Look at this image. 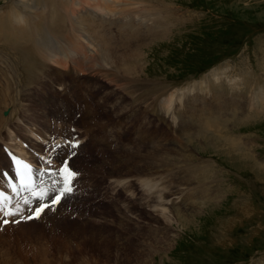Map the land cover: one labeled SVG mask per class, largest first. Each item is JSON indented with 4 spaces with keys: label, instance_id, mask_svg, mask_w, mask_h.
Segmentation results:
<instances>
[{
    "label": "rangeland",
    "instance_id": "374dc122",
    "mask_svg": "<svg viewBox=\"0 0 264 264\" xmlns=\"http://www.w3.org/2000/svg\"><path fill=\"white\" fill-rule=\"evenodd\" d=\"M20 1L0 0V14L11 12L17 6L16 2ZM33 1L37 2L39 7L41 6V0ZM168 2L173 7V13L176 12V16L173 18H177L172 21L168 19L167 23H171L167 25V29L162 30L163 32L154 39L139 43L141 50L131 49L130 56L140 66H143L141 69L144 72L139 75L140 78L148 79L153 84L156 83L157 88H159L158 83L168 86L169 94L175 95L177 108L165 113L157 104V100L153 99L154 96H151V92L149 90L146 92V89L138 90L140 93L132 89L126 91L125 88L122 90L105 77L96 78L87 75L88 77L80 76L75 79L68 74H61L57 70L56 72L46 71L45 68L42 72L45 73V77L42 76L43 74H34L31 76V81L35 84L30 85L32 88L28 86L23 89L25 84L22 64L18 60L13 62L14 56L4 54L10 49L6 45V50H4L0 43L2 47L0 50L2 52L4 50V53H1L4 56L0 54L4 58L0 57V83L4 89L6 86L4 78L9 75L12 80L14 78L11 76L18 75L17 77L21 78L17 80L16 77L15 80L22 81L23 86L12 88V92L9 94L16 96L18 91H24V93L21 92L23 95H20L21 102H18V104L21 103V107H19L21 114L18 115V118L16 116L17 119L3 123L7 121V118H10L12 108H8V106H13L11 102L13 99L8 98L4 102L5 104L1 103L0 138L9 142L8 140L13 139L16 134L21 138H24L25 134L30 136L24 126L30 127L35 133H45L48 136L49 132L52 133L55 130L53 128L55 126L54 118L58 117L61 120L60 114H64L65 124L71 123L73 119L71 111L76 109V107L74 108L76 95H84L80 99L82 103L86 104L85 111L87 113L84 116L85 119L82 118L83 127L81 124L79 126L91 134L93 140L95 139L93 142L98 144L97 149L102 146L105 148H101V154L96 159L94 158L95 160L92 159V156V160L84 156V158H77L78 160L76 159L74 164L76 169L109 175L110 173L105 172V168L101 169L102 171L96 169L97 166H102L105 163V167L109 171L113 169L115 182L119 175H126L140 168L137 160L131 154H122V158H120L116 152H112L117 149L118 145L128 146V151L140 148L142 142H152L150 146H153L154 149L167 148L170 154L168 177L166 176L169 198L170 200L174 199V207L177 206L176 209L180 210L172 212H181L183 215L176 220L172 214L173 219L169 222H162L157 218L154 220L144 218L138 228H134V225L120 228V225H117L120 229L117 228L113 231L112 236L115 237L122 231V239L126 240L124 242L121 239L118 243L113 240L100 241L98 237L100 233L105 236L111 235L110 229L113 225L109 226V222L104 225L105 229L97 228L94 225L91 227L92 224L87 226L90 220H93L89 218L85 220L86 228H83L82 221L79 220L77 214L67 215V213L57 211V213L51 212L43 220L36 221L34 224L31 221L24 225H22L23 223L12 224L4 228V231H0V264H41L44 262H41L43 259L51 262L50 264H264V111L255 120L237 123L238 125L234 128L236 133L234 137L231 135L230 138L226 134L217 135V138L224 139L228 143L232 138H237V140L240 138V145L241 143L244 145L246 141L247 147L251 151V154L247 153L249 157L251 156L249 162L242 157H231L230 152H227L226 149H215V146L198 138V130L205 127L202 122L208 120L211 111H213L211 95L207 90L208 80L214 81L218 71L226 72V76L223 75L220 82L228 81V78H231L233 84L235 79V81H240V77L250 67H253V70L257 72L255 73L258 74L259 89L264 86V72L261 69L258 70V64L261 65L262 57L264 58V0H168ZM17 7V10L21 12L17 11L16 14L22 13L24 7L22 5ZM75 36L80 37L76 33L70 35L69 39L72 40ZM140 38L135 40L136 43ZM16 43L17 41L14 40L9 44ZM48 44L51 47L54 45L52 41H49ZM139 44H136L135 47ZM42 55L45 54L42 52ZM39 60L40 65L47 64L41 57ZM10 65H14L13 70L9 68ZM64 76H67L68 79H64ZM139 76L135 75V77ZM70 81L73 82L69 84ZM224 86L227 85L224 84ZM35 87H38L36 91ZM65 87L66 89L71 87L73 92L67 93ZM19 88L22 89L19 90ZM142 92L145 93L142 94ZM251 94L263 97L261 90L248 95ZM89 95L92 97L97 95L95 105L99 104L100 107L94 108L95 100L87 102ZM143 96H151L147 104L143 103ZM201 101L206 104L204 105ZM26 104L28 105L26 106ZM5 110L9 112V116L2 118L1 113ZM37 110H43L46 113L45 119L43 116L40 117ZM155 111L164 114L163 122L156 118V113L152 114ZM196 129L198 130L196 131ZM221 129L222 133L228 131L226 128ZM192 132H195V135ZM142 134L144 135L142 136ZM103 136L106 141L114 142H110L109 145L104 144L100 141ZM34 140L37 143L41 142L37 139ZM106 141L105 143H107ZM173 143L175 146H172ZM40 145L42 151L46 146L49 147L47 152L52 150L57 152L61 149L56 150L55 144L52 142L47 144V141ZM111 145L112 147H110ZM103 157H105L104 160L107 159L105 162H103ZM120 159H123V163H119ZM0 161L2 162V159ZM206 161H210L212 164L211 176L216 172L215 179L212 178L208 181L211 182L214 179L213 187L216 198L202 204L204 201L201 198L198 199L194 191L202 182L206 181H201L195 171L196 169L200 171L199 165ZM180 165L184 167L182 168ZM211 170L214 171L211 172ZM218 175H220V179H218ZM128 178L129 182L135 181V178ZM218 180L221 181L223 192L219 191ZM180 181L183 183L182 185ZM202 191V189L197 190L198 197ZM174 192L180 194L175 195ZM120 203L124 209L128 204L131 207L133 204L128 200ZM72 205L74 204H66L67 207ZM189 205L190 207H188ZM81 208L85 209V212L87 211L86 208ZM134 208L137 207L131 209ZM113 210L108 209L107 213L105 208H101L97 211H102L101 216L106 214L112 217V213H115ZM134 212L135 215L131 214V217L136 219L137 217H147L146 214L149 211L141 212L137 208ZM52 213H56L58 218L50 223L49 220L54 216ZM86 214V216H90L94 213ZM109 217L106 218L114 219ZM61 219L71 222H64ZM85 222L83 221L82 224ZM113 227L115 229V225ZM137 230L139 231L137 232ZM94 233L98 239L92 241L91 234L94 235ZM72 242H75L76 245ZM78 242L81 244L79 245Z\"/></svg>",
    "mask_w": 264,
    "mask_h": 264
},
{
    "label": "bare ground",
    "instance_id": "6f19581e",
    "mask_svg": "<svg viewBox=\"0 0 264 264\" xmlns=\"http://www.w3.org/2000/svg\"><path fill=\"white\" fill-rule=\"evenodd\" d=\"M16 5L17 6L22 5L24 7V10L22 13L16 14L17 11L19 10H17L18 7L15 6L11 12L9 11V12H6L5 14H0V43L2 44L4 50H6V47H5L6 45L10 49V51L8 52L5 51V53H4V50L2 49L3 52L0 50V54L4 53L6 55L9 54L10 56H14L13 62L18 60L22 64L21 69L24 72L22 73V75H23V81H24L25 86H23L22 81L19 80L17 82L15 80V78L18 75L15 77L11 76V78H14L12 80H10L9 75L6 76L7 78L6 77L4 78V81H5L4 83L6 85V86L4 85L5 86L4 89H3V85L0 83V88H1L0 89V106L2 105L1 103H4L6 101V99L8 98L13 99L11 101L13 103L12 104L13 106H8V108H12L11 113H10V118H7V121H4V122L2 120L3 123L11 122L12 120L16 118V116L18 118V115L21 114L20 108H19L21 107L20 106L21 103L18 104V102L19 101L21 102L22 98L20 95L24 93V91L23 92L21 91L22 92L21 93L17 90L18 92L16 93V96H13L14 95L13 93H12L13 95H10L12 92V88L14 87L18 88V86L20 85V86H23V89H26L24 87H28L32 85V83H34L33 81H31V76H34V74H40V75L43 74L42 76L45 77L46 76L45 73H42L43 68H45L44 70L46 71L52 70L56 72L57 70L61 74L63 73H65V75L68 74L75 79H78L80 76H87V75H91V77H96V78L105 77V78H108L109 82L116 84L122 90H124L125 88L126 91L127 89H129V91L130 89L134 91L146 89V92H148V90L151 92V96L152 95L154 96L153 99L157 100V104L160 105V107L163 109L165 113H169L172 109L177 108L176 106L177 100L176 98H174L175 95L173 96L169 94L168 86L164 83H158L159 88H157L156 83L153 84L148 79L140 78L139 75L144 72L142 71L143 69H141L143 66H140L137 63V61L130 56L131 49L141 50V48H139L140 46L139 43H144L146 41H149L150 39H154L155 37H157L159 34L163 32L162 30L167 29V25L171 23V22L167 23L168 19L172 21V19L177 18V17L173 18L176 16V12L173 13L172 11L173 7H171L168 0H41L40 7L37 5V2H34L33 0H21L19 3L16 2ZM35 10H37V12H35ZM10 14H12V16H10ZM76 33L80 37L75 36L72 40H70L69 36L75 35ZM138 37L139 38L141 37V38L136 43L135 40ZM14 40L17 41L16 44H9L10 42ZM49 41L53 42L54 45H52V47L51 45L49 46L48 44ZM136 44H139V45L135 47ZM0 48L2 47L0 46ZM42 52L45 55H42ZM40 57L42 60L47 62V64L45 65L43 64V66L40 65V60H39ZM13 67L14 65L13 66L10 65L9 68L13 70ZM253 69H254L253 67L252 68L250 67L249 70H247V72H245L244 75L240 77V81H235L236 80L235 79L233 84L231 83V78H228V81H221V82L219 81L221 80L223 75L226 74L225 71L223 72L218 71L217 75L215 73L217 77H215L214 81H209L210 79L208 80L207 90L209 94L211 95V99H212L211 109L213 111H211V114L208 120L206 119V121L202 122V124L205 127L201 128L200 130L196 129V131L198 130V138L199 139L201 138L203 142L207 141L208 143H210V145L215 146V149L224 148L226 149L227 152H230L229 155L231 157L233 156L242 157V158H245L247 162L251 161L250 160L251 156L250 157L248 156L249 154H251V151L247 147L248 144L246 141L244 145L242 143L240 145L239 144L241 142L240 138L238 140L237 138L236 139L232 138L230 139V143H228L224 139L217 138L218 137L217 135L226 134L228 137H230L231 135L234 137V135H236V133L234 132L235 131L234 128L236 127V125H238L237 123L250 122L252 120L259 118L260 115L263 113L264 111V86L263 88L259 89V85L257 84V81H259V79L257 78L258 74H256L257 72L254 71ZM260 69L261 71L264 72V58L263 57H262L261 65L258 64V70ZM135 75H138L139 77H135ZM20 78H21L20 76L19 78L17 77V80ZM216 82L218 83L216 84ZM224 84H226L227 86H224ZM253 87L255 88L253 89ZM30 88L32 87L30 86ZM35 88H36L35 89L36 91L38 87H35ZM21 89L22 88H19V90ZM257 90L262 91L263 97L261 95H256V94L248 95L249 93L255 92ZM144 93L142 92V94ZM149 97L143 96L144 104L145 103L147 104V102L150 100ZM135 98H138V97H135ZM26 101H29V100H26ZM201 102L204 104V101H201ZM27 105L28 104H26V106ZM6 110L5 112L1 113L2 118H4L3 116L6 117L5 115ZM38 113L40 117L43 116L44 118L46 116V113L43 110H39ZM155 113H156V118L160 122H163L165 120L164 114L157 113L156 111L152 112V114L154 115ZM182 113L185 114L184 112ZM60 116H61L62 124L64 125L65 116L64 114H60ZM174 116H176V113H174ZM31 117H33V115H31ZM63 125L61 126L62 128H63ZM24 127L25 129L32 130L30 127L28 128L27 126H24ZM221 128H226L228 129V131L226 130L227 132L222 133L223 130ZM32 132H34V130ZM36 134H38V136L41 137L42 140H44L45 142L46 141L48 142L47 140L48 136L45 133H42V134L36 133ZM192 134L195 135V132L194 133L192 132ZM143 135L144 134H142V136ZM15 136L17 138L19 135L16 134ZM15 136L13 137V139L9 140L11 143H4V144L5 145L8 144L11 147H15V145L13 144V142L15 141ZM212 138H215V139H212ZM24 139L25 140L27 139V141L30 142V144L32 145L33 149H35V151L39 152L42 149L40 143H37L31 136H27V134H25ZM35 139L40 140L37 138V136L35 137ZM204 139H207V140H204ZM100 141L108 145L110 142L112 143L114 142L112 140L106 141V139H104V136L100 139ZM105 141L107 143H105ZM151 143L142 142L140 145V148L136 147L138 149L131 150V151L127 150L128 146L118 145L117 149L112 151V152H116L117 156H119L120 158H122V154L127 153L129 155L131 154V156L137 160V164H139L140 168L136 169L133 172H129L126 175H122V176L119 175L118 179L114 183L118 184L119 187L121 186L122 190H124L125 192L131 194V198L133 200L131 202H133L134 204L136 202L138 203L137 208L139 211L141 212L146 211V210L149 211L146 214L147 217H137L136 219H133L131 217V214L135 215L134 211L137 208L131 209L133 206L131 207L130 204H128L127 208L124 209V211H122L121 210V208H123L122 204L118 203V201H120L121 195H117L114 198V203H113L114 210L113 211L115 213H112L113 214L112 217L114 218L113 220H109L106 218V217H109V215L103 214V216H101L102 211L95 210L94 212L93 209L89 211L90 213H94V214L90 216H86L87 215L86 213H89L88 209L85 212L84 211L85 209L83 210L81 208L83 206L77 205V204H74L71 207H67L66 204L63 203L57 208V210L52 211V212L57 211L59 213L60 212L67 213V215L77 214L79 217V220H81L82 223L83 221L85 222L86 219L88 220L89 218H92L93 220L92 221L90 220V223L88 225L86 224V222L85 224L81 223L83 228H86V225L89 226L90 224H92L91 227L97 226V228L98 227L104 228V225L106 224V222L107 223L109 222L110 223L109 226L115 225V229L113 226H111L112 227V229H110V231H112L110 233L111 235L109 234L110 236H105L103 235V233L102 234L100 233V235L98 234V237L100 238V241L113 240L118 243H120L123 237L122 231L120 230L121 233L116 234L115 237L112 236L113 231L117 230L118 228L117 225H120V228L123 226L125 227V226H130V225L132 226L134 225L133 226L134 228H138L141 225L142 219L144 218H150L152 220L157 218L158 220H161L162 222H169L173 219L172 218L173 215L175 216L176 220H178L177 218H180V216H182L183 214H181V212H172V211H180V210L179 208L176 209L177 206L174 207V204H173L174 199L170 200L169 198V193H168L169 187H168V182L166 181V176L168 177L167 169H168V162H169L170 154L167 151V148L161 149V150L154 149L153 146H150ZM174 144L175 143H173L172 146H175ZM56 145L57 144L54 145V148L56 150L59 148L61 149L57 150V152H53L52 150L53 153L51 157L48 159L49 162H52V161L54 162L56 158H59V157L63 159L62 155L66 154L67 148L65 149V147L61 145L58 148H56L55 147ZM110 147H112V145ZM50 152H47V154ZM31 158L33 159L34 162H37V159L34 156ZM104 159L105 157H103V162L107 160V159L106 160ZM76 161H77L76 159H73L72 164H75ZM119 163H123V159H120ZM54 164H56V162ZM211 165L212 164L210 161L203 162L201 165H199L200 171L199 169L198 170L196 169L195 171V173L200 177L201 181H206V182H202L197 187V189L194 191L195 196L198 199L201 198L204 201L202 204H205L207 201H210L216 198V193L214 192V187H213L216 172L213 173L215 175L211 176L210 174ZM103 168L106 169L105 172L110 173L108 176H110L111 179L113 180L115 177V173L113 169L112 171H109L108 168L105 167V163L104 165L102 164V166L96 167V169L98 170H101ZM212 171L214 170H211V172ZM184 173H185V170H184ZM127 175H130V176H127ZM219 176L220 175L217 176L218 179H220ZM128 177L135 178V181L134 182L127 181L129 179ZM212 178H214L213 181L208 182ZM217 183H218L219 191L223 192L221 190V185H222L221 181L218 180ZM182 184L183 183L181 182V185ZM198 189L203 190L200 197H198L199 194L197 195L196 193ZM44 191H47L49 194L48 197H51L52 192L49 193L46 187ZM137 193L138 194L140 193L138 198H137ZM178 193L174 192L173 194L177 195ZM188 207H190V205ZM50 213L51 212L49 210L46 211L39 221L43 220ZM56 213L54 214L52 213L54 216H53V219L49 220L50 223L56 221V219L58 218L55 215ZM112 217H109V218L112 219ZM66 218H69V217H66ZM63 221L71 222L68 220H63ZM31 222H33L34 224V222L36 221H31ZM24 224L25 223H23L22 225ZM106 230H109V229H106ZM94 231H97V230H94ZM138 231L139 230H137V232ZM91 236L93 238L92 241L94 239H98L96 233H94V235L91 234ZM114 239H117V240H114ZM80 244L81 243H79V245ZM66 253L68 252L66 251ZM42 261L44 262L41 264L51 263L47 261L46 259L41 260V262Z\"/></svg>",
    "mask_w": 264,
    "mask_h": 264
},
{
    "label": "snow or ice",
    "instance_id": "6c2138e0",
    "mask_svg": "<svg viewBox=\"0 0 264 264\" xmlns=\"http://www.w3.org/2000/svg\"><path fill=\"white\" fill-rule=\"evenodd\" d=\"M71 147H76L77 145L72 144ZM15 164L17 165L18 175L21 177L22 180V186L30 188L34 195H36V199L38 201H47L48 200V192L47 191H41L39 193H36L35 185L31 179L30 175V168L28 165L23 164L20 160H15ZM22 169V170H21ZM54 175H58L60 177V180L62 181V186L60 187L59 191L57 192L56 196L52 199L51 205L49 203H38L37 206L34 209V217L39 218V216L49 207L52 205L58 204L59 201L65 197L66 195H69L72 193V181L74 180L75 176L77 175L75 172L71 171L69 169L68 165L65 163L64 166L59 170L57 173H53ZM25 177L27 179L25 180ZM5 202L6 198L0 196V213H3L4 216H17L20 215L19 210L13 211L11 209L5 208ZM24 204H31V201L28 199H25L23 201ZM33 216H29L27 219L34 218ZM9 221L7 219L4 220V223L7 224Z\"/></svg>",
    "mask_w": 264,
    "mask_h": 264
}]
</instances>
